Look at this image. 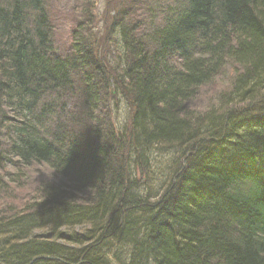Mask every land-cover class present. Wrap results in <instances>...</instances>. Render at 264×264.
<instances>
[{"label": "trees", "instance_id": "trees-1", "mask_svg": "<svg viewBox=\"0 0 264 264\" xmlns=\"http://www.w3.org/2000/svg\"><path fill=\"white\" fill-rule=\"evenodd\" d=\"M76 1L0 0V264H264V0Z\"/></svg>", "mask_w": 264, "mask_h": 264}, {"label": "rangeland", "instance_id": "rangeland-1", "mask_svg": "<svg viewBox=\"0 0 264 264\" xmlns=\"http://www.w3.org/2000/svg\"><path fill=\"white\" fill-rule=\"evenodd\" d=\"M123 0H94V28L92 30L93 38L95 39V44L98 45L101 56H105L106 50L108 51V41L106 42V34L110 28L112 18L115 17V9L121 7ZM48 7L52 5L55 14H53L52 20L54 23V28L65 29L70 31L71 27L75 24L70 19L69 10H74L75 6H79V2L76 0H47ZM75 18L73 17V20ZM63 35V33H62ZM62 35H60L62 37ZM65 37V36H64ZM110 56H112V51L110 50ZM223 85L210 86L205 88L199 97L191 104V109L195 111H206L208 108L211 109L215 106L214 101H218V95L222 90ZM215 105V106H214ZM219 107V106H218ZM216 110V109H215ZM121 112V121L123 118L126 119L127 108L123 107ZM120 115V114H119ZM125 122V121H124Z\"/></svg>", "mask_w": 264, "mask_h": 264}]
</instances>
